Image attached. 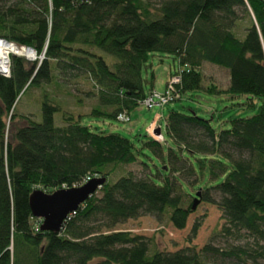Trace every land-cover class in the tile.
Listing matches in <instances>:
<instances>
[{
    "label": "trees",
    "instance_id": "obj_1",
    "mask_svg": "<svg viewBox=\"0 0 264 264\" xmlns=\"http://www.w3.org/2000/svg\"><path fill=\"white\" fill-rule=\"evenodd\" d=\"M0 37L37 56L11 55L9 75H0V264H206L209 251L264 264V0H0ZM97 50L116 61L109 65ZM154 52L177 58L182 69L170 76L180 73L178 94L258 97L257 113L217 131L195 112L170 109L167 138L142 139L138 149L118 133L81 124L83 115L117 120L133 111L154 90L153 74L142 72ZM204 62L227 71L226 89L203 85ZM54 68L86 78L95 103L83 115L63 111L56 126L62 107L45 96L41 121L24 116L7 136L5 119L17 118L19 96L50 82ZM142 150L156 162L138 161ZM136 163L139 173L111 180L120 166ZM95 177L104 182L60 229H41L29 203L33 190L51 193ZM199 201L221 210L224 235L252 245L151 251L145 236L111 230L141 215L182 229Z\"/></svg>",
    "mask_w": 264,
    "mask_h": 264
},
{
    "label": "rangeland",
    "instance_id": "obj_2",
    "mask_svg": "<svg viewBox=\"0 0 264 264\" xmlns=\"http://www.w3.org/2000/svg\"><path fill=\"white\" fill-rule=\"evenodd\" d=\"M97 52L103 56L109 65L116 61L115 57L110 54L100 50H97ZM40 57L38 59H42ZM26 60L32 62L36 61L37 58L33 57L32 60ZM54 69L51 72L53 78L50 82L42 81L39 84H34L19 96L15 107L17 118L13 123H9L8 117L5 119L7 136L12 131L13 124L18 126L26 123L24 116L37 122L41 121V103L45 96L62 107V111L53 115L56 126L62 125L63 111L72 113L75 116L83 115L95 103L94 99L88 94L92 88L91 83L86 78L83 76H61L58 74V70ZM179 69L182 68L174 55L154 52L149 54L142 72L146 78H150V75L153 74L154 90L162 92L170 74ZM200 69L204 86L215 85L219 90L226 89L228 74L225 69L208 62H204ZM146 86L149 87L148 84ZM250 99L251 103L243 95H230L226 92L210 93L203 90L188 91L181 94L177 101L169 102L164 107L153 106L147 109L142 105H137L127 115L126 121L92 118L83 115L80 117V122L89 126L94 132L118 133L127 137L138 149L141 146L142 139L155 137L153 131L156 129H159L161 138H167L164 119L170 109L185 113L195 112L198 116L209 120L212 127L219 131L229 128V121L232 118L250 117L257 113L261 100L258 97H251ZM137 157L138 161L156 162L147 150H142V153H138ZM147 157L153 161L147 159ZM141 169V166L137 163L120 166L111 180L114 181L117 176L129 170L139 173ZM196 222L199 223V226L192 237L191 230ZM224 223L222 212L216 204L199 201L193 212L189 214L185 227L182 229L174 228L165 218L158 221L151 215H141L117 223L111 230L129 231L145 236L148 239L151 251L157 249L173 252L185 245H193L199 250L206 244L219 251H228L236 246L249 247L252 245V240L246 237L239 240L224 235L221 232V226ZM204 260L206 264H244L237 258L224 257L220 253L212 251L205 254ZM247 264H251L250 261H247Z\"/></svg>",
    "mask_w": 264,
    "mask_h": 264
},
{
    "label": "water",
    "instance_id": "obj_3",
    "mask_svg": "<svg viewBox=\"0 0 264 264\" xmlns=\"http://www.w3.org/2000/svg\"><path fill=\"white\" fill-rule=\"evenodd\" d=\"M154 136L160 135L159 129L153 131ZM104 182V178H91L80 186L57 189L46 193L35 189L29 196L32 214L41 220L42 230H58L63 222L89 198ZM196 202L192 204L195 208Z\"/></svg>",
    "mask_w": 264,
    "mask_h": 264
},
{
    "label": "built area",
    "instance_id": "obj_4",
    "mask_svg": "<svg viewBox=\"0 0 264 264\" xmlns=\"http://www.w3.org/2000/svg\"><path fill=\"white\" fill-rule=\"evenodd\" d=\"M33 54V57L37 58L35 51L26 46L17 45L7 39L0 37V54L4 59V64L1 65L0 75L8 76L10 73V56L17 55L26 58L27 53ZM41 58V57H40ZM27 59V58H26ZM180 73L173 74L166 81L164 89L162 92H157L156 90H151L146 94V96L139 101V105L144 106L147 109L152 108L153 106L164 107L169 102H173L180 98L175 90L177 84L180 83ZM118 121H126L127 115L125 113H120L117 115ZM87 180H85L86 182ZM84 182V183H85Z\"/></svg>",
    "mask_w": 264,
    "mask_h": 264
},
{
    "label": "bare ground",
    "instance_id": "obj_5",
    "mask_svg": "<svg viewBox=\"0 0 264 264\" xmlns=\"http://www.w3.org/2000/svg\"><path fill=\"white\" fill-rule=\"evenodd\" d=\"M1 58H2V54H0V69H1V65L4 64V59H1ZM26 58L29 59V60H32L33 59V54L28 52L26 54Z\"/></svg>",
    "mask_w": 264,
    "mask_h": 264
}]
</instances>
